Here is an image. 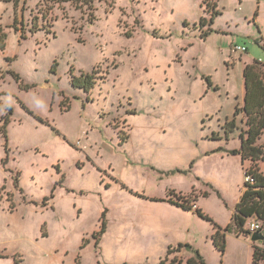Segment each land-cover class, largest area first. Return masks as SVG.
Returning a JSON list of instances; mask_svg holds the SVG:
<instances>
[{
	"label": "rangeland",
	"instance_id": "rangeland-1",
	"mask_svg": "<svg viewBox=\"0 0 264 264\" xmlns=\"http://www.w3.org/2000/svg\"><path fill=\"white\" fill-rule=\"evenodd\" d=\"M0 30V264H253L261 242L231 221L250 162L232 150L264 0H0Z\"/></svg>",
	"mask_w": 264,
	"mask_h": 264
},
{
	"label": "trees",
	"instance_id": "trees-1",
	"mask_svg": "<svg viewBox=\"0 0 264 264\" xmlns=\"http://www.w3.org/2000/svg\"><path fill=\"white\" fill-rule=\"evenodd\" d=\"M215 8L213 9L215 10ZM206 22V19H203L201 25L204 26ZM4 39L5 35L0 30L1 48H3L2 42ZM243 76L245 80V96L242 107L236 109L235 117L239 114L244 115L247 129L241 131L239 135L240 147L239 149L232 150V154L239 156L242 163L250 162V168L246 171L245 176L253 179V183L245 182V190L240 201L235 205L231 221L236 228L237 236L249 239L253 234L250 229L246 228L250 221L254 220L257 223H261L260 232L264 231V177L259 168V163H264V143L259 144L264 137V64L255 62L252 65H248L244 70ZM13 77L17 81L20 80L19 76L15 74H13ZM79 77H73L71 81L72 87L84 90L86 93L91 92L97 83L98 77H96V74L83 73ZM7 110L8 114L5 116L4 123L1 127V132L4 135L7 133V125L10 123V117L13 115L12 108L8 107ZM235 129V121L227 123L228 133L233 132ZM208 196L207 193L204 195L205 198ZM153 200L156 201L157 199ZM158 201L169 202L184 211L195 212L200 218L214 222L199 207L183 197L174 199L172 195H168L166 199H160ZM229 228L230 226L223 229L217 223L213 225V245L221 253L226 251V234ZM170 254H172L171 248L167 256ZM198 257V260L190 259L186 264H205L202 258L200 256ZM252 257L253 264H264V241L261 242V246H253ZM166 262L167 259L161 264H165ZM170 264H176L175 260Z\"/></svg>",
	"mask_w": 264,
	"mask_h": 264
},
{
	"label": "built area",
	"instance_id": "built-area-1",
	"mask_svg": "<svg viewBox=\"0 0 264 264\" xmlns=\"http://www.w3.org/2000/svg\"><path fill=\"white\" fill-rule=\"evenodd\" d=\"M238 51H246L245 48L238 47ZM246 182L253 183V179L247 177ZM252 233L260 232L261 226L258 223H253L249 228Z\"/></svg>",
	"mask_w": 264,
	"mask_h": 264
},
{
	"label": "water",
	"instance_id": "water-1",
	"mask_svg": "<svg viewBox=\"0 0 264 264\" xmlns=\"http://www.w3.org/2000/svg\"><path fill=\"white\" fill-rule=\"evenodd\" d=\"M264 241V234L262 232L253 233L251 236V242H263Z\"/></svg>",
	"mask_w": 264,
	"mask_h": 264
},
{
	"label": "crops",
	"instance_id": "crops-1",
	"mask_svg": "<svg viewBox=\"0 0 264 264\" xmlns=\"http://www.w3.org/2000/svg\"><path fill=\"white\" fill-rule=\"evenodd\" d=\"M238 237V236H237ZM238 238H241V237H238ZM244 242H246V243H248L249 245H250V243L246 240V239H244V237H242L241 238ZM250 247H251V245H250ZM253 251V250H252Z\"/></svg>",
	"mask_w": 264,
	"mask_h": 264
}]
</instances>
